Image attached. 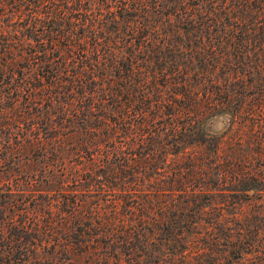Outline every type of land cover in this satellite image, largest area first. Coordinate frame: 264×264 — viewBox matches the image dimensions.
I'll return each mask as SVG.
<instances>
[{
	"label": "rangeland",
	"instance_id": "374dc122",
	"mask_svg": "<svg viewBox=\"0 0 264 264\" xmlns=\"http://www.w3.org/2000/svg\"><path fill=\"white\" fill-rule=\"evenodd\" d=\"M0 264H264V0H0Z\"/></svg>",
	"mask_w": 264,
	"mask_h": 264
},
{
	"label": "clouds",
	"instance_id": "9594fccd",
	"mask_svg": "<svg viewBox=\"0 0 264 264\" xmlns=\"http://www.w3.org/2000/svg\"><path fill=\"white\" fill-rule=\"evenodd\" d=\"M231 118L227 115L218 117L215 121L210 122V130L213 134L223 133L230 124Z\"/></svg>",
	"mask_w": 264,
	"mask_h": 264
},
{
	"label": "trees",
	"instance_id": "16d2710c",
	"mask_svg": "<svg viewBox=\"0 0 264 264\" xmlns=\"http://www.w3.org/2000/svg\"><path fill=\"white\" fill-rule=\"evenodd\" d=\"M220 24V22H218V21H214V26H217V25H219ZM211 96H212V93H205V95H203V98H205V99H209V98H211Z\"/></svg>",
	"mask_w": 264,
	"mask_h": 264
}]
</instances>
